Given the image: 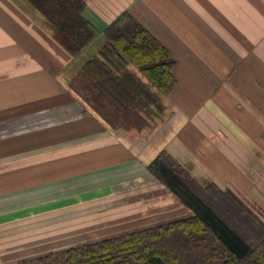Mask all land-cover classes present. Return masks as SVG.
<instances>
[{
  "label": "crops",
  "instance_id": "0c3cea01",
  "mask_svg": "<svg viewBox=\"0 0 264 264\" xmlns=\"http://www.w3.org/2000/svg\"><path fill=\"white\" fill-rule=\"evenodd\" d=\"M84 1L101 32L131 13L177 85L154 131L113 132L74 83L104 35L71 56L26 0H0V264L188 217L147 170L161 150L264 221V0Z\"/></svg>",
  "mask_w": 264,
  "mask_h": 264
},
{
  "label": "trees",
  "instance_id": "16d2710c",
  "mask_svg": "<svg viewBox=\"0 0 264 264\" xmlns=\"http://www.w3.org/2000/svg\"><path fill=\"white\" fill-rule=\"evenodd\" d=\"M26 1L71 56L104 35L105 45L74 80L89 106L105 119L116 112L137 131L160 124L162 97L177 85L175 61L131 13H121L101 32L84 17V0ZM147 170L188 217L15 264H264V221L239 197L215 184L200 185L166 150Z\"/></svg>",
  "mask_w": 264,
  "mask_h": 264
},
{
  "label": "rangeland",
  "instance_id": "374dc122",
  "mask_svg": "<svg viewBox=\"0 0 264 264\" xmlns=\"http://www.w3.org/2000/svg\"><path fill=\"white\" fill-rule=\"evenodd\" d=\"M129 68H132L133 70H134V72L135 73H137L138 75H140L139 74V72L137 71V69L136 68H133V67H129ZM81 97V96H80ZM82 98V97H81ZM85 102V101H84ZM86 103V102H85ZM86 106H89L87 103H86ZM88 109H90V110H92L93 111V115H94V117H98L97 119H96V121H99V122H101V123H103L107 128H109V129H111V131H113V132H115V131H118V130H124L125 132H128L129 133V131H133V130H136L134 127H132L131 128V125L130 124H128L127 123V121L126 120H123V119H121L119 116H116L117 114H116V112H114V111H112V110H110L111 111V113L113 114V116H106V119L102 116V115H99L96 111H95V109L93 108V107H91V106H89L88 107ZM163 118V117H162ZM162 121V120H161ZM161 123V122H160ZM137 131V130H136ZM152 131H154V129L153 130H150V132L149 131H147V132H149V133H151ZM76 135H65V134H61L60 135V138H59V140L61 141V142H68L69 140H68V138L69 137H75ZM83 136H86V135H83ZM127 137V136H126ZM54 140L56 141V136H55V138H54ZM46 142H48V141H52V139H46L45 140ZM176 160V159H175ZM177 161V160H176ZM178 162V161H177ZM187 172H188V170L180 163V162H178ZM189 173V172H188ZM190 174V173H189ZM191 175V174H190ZM223 190H229V191H231L230 189H223ZM232 193H234L233 191H231ZM235 194V193H234ZM236 195V194H235ZM237 196V195H236ZM238 197V196H237ZM242 200V199H241ZM243 202H244V200H242ZM245 203V202H244ZM251 209H253L252 207H250ZM254 211H255V209H253ZM256 213V212H255ZM257 214V213H256ZM258 215V214H257ZM259 216V215H258ZM260 217V216H259ZM261 218V217H260ZM125 231H128V230H125ZM97 238H101V236H96V237H93L92 239H90V240H93V241H96V239ZM95 239V240H94Z\"/></svg>",
  "mask_w": 264,
  "mask_h": 264
}]
</instances>
